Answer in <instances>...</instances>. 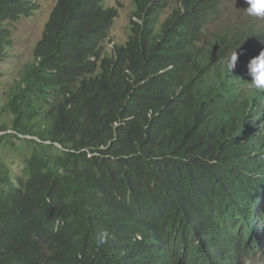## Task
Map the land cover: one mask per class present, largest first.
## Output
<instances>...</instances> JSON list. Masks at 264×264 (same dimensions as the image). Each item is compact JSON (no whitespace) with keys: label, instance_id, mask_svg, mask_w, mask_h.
Returning <instances> with one entry per match:
<instances>
[{"label":"trees","instance_id":"trees-1","mask_svg":"<svg viewBox=\"0 0 264 264\" xmlns=\"http://www.w3.org/2000/svg\"><path fill=\"white\" fill-rule=\"evenodd\" d=\"M56 2L0 100V264L264 261V93L247 81L264 19L246 0H179L165 19L172 0H134L107 56L119 9ZM38 9L0 0V61L6 24Z\"/></svg>","mask_w":264,"mask_h":264},{"label":"rangeland","instance_id":"rangeland-1","mask_svg":"<svg viewBox=\"0 0 264 264\" xmlns=\"http://www.w3.org/2000/svg\"><path fill=\"white\" fill-rule=\"evenodd\" d=\"M55 2L56 0H37L40 8L33 16L6 24L12 31V36L5 58L0 61V100L2 103H8L7 99H9L8 97L12 93L13 86L20 81L22 74L26 70V66L33 61L35 45L43 35L44 24L48 21L49 13ZM178 3L179 0H172V5L167 9L164 19L171 14L172 9ZM106 6L118 7L119 9V18L112 29L111 41L106 43V55L111 56L115 44L123 45L128 40L134 0H106ZM0 134H3V132L0 131ZM18 147H24L23 141L18 142ZM3 154L6 156L13 171L17 174H22L25 164L20 153L4 149ZM258 264H264V262L260 261Z\"/></svg>","mask_w":264,"mask_h":264},{"label":"clouds","instance_id":"clouds-1","mask_svg":"<svg viewBox=\"0 0 264 264\" xmlns=\"http://www.w3.org/2000/svg\"><path fill=\"white\" fill-rule=\"evenodd\" d=\"M56 1H58V0H56ZM55 3H57V2H55ZM246 3L248 6L245 8V11H246L248 16L253 17V18H257V19H264V0H246ZM54 5H56V4H54ZM39 8H40V6H39ZM237 59H238V54L236 51H234L228 57L227 70L229 72H232V70L235 68ZM247 75L249 77V79L247 80L248 81V87L250 89H252L253 92L264 93V49H262L258 55L253 56L248 61V63H247ZM4 133L5 132H3V134ZM29 138L31 139V137H29ZM261 262H264V261H261Z\"/></svg>","mask_w":264,"mask_h":264},{"label":"bare ground","instance_id":"bare-ground-1","mask_svg":"<svg viewBox=\"0 0 264 264\" xmlns=\"http://www.w3.org/2000/svg\"><path fill=\"white\" fill-rule=\"evenodd\" d=\"M224 73V72H223ZM228 75V74H227ZM262 112V111H261ZM258 118V117H257ZM259 119V118H258ZM257 121V120H256ZM261 128V127H260ZM258 133V132H257Z\"/></svg>","mask_w":264,"mask_h":264}]
</instances>
